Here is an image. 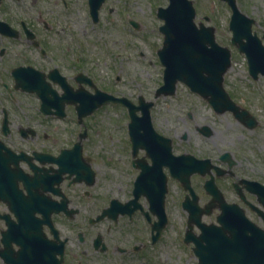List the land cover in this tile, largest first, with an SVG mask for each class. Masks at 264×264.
Here are the masks:
<instances>
[{"label": "flooded vegetation", "instance_id": "obj_1", "mask_svg": "<svg viewBox=\"0 0 264 264\" xmlns=\"http://www.w3.org/2000/svg\"><path fill=\"white\" fill-rule=\"evenodd\" d=\"M10 1L0 0V264H199L195 241L200 234L198 225L188 224L186 214L185 226L178 230L173 247H161L166 242L168 219L157 231L154 224L158 216L149 198L142 193L135 196L134 183L141 166H154L149 154L153 146L150 129L145 125L136 130L129 127L136 119L143 121L138 103L141 94L136 101L124 96L132 101V114L129 106L113 101L83 114V97L104 93L119 96L118 73L110 65L98 67L97 61L86 56L80 41L71 38L65 24L43 14L36 0H30L29 6ZM63 5L66 7L65 0ZM256 25L254 19L252 34L264 45V27L257 30ZM227 29L229 33L224 38L228 41L217 40L231 54L223 74L224 87L238 109L247 111L257 125L250 104L239 105L235 89L225 84V78L240 57L249 77L264 79V74L250 73L245 53L231 43L229 25ZM154 106L155 103L149 108L151 124L157 134L169 139L172 156L191 154L197 160H206L204 174L193 172L190 178L197 204L208 202L210 194L204 184L212 179L227 203L244 209L246 216L264 230V181L257 169H248L237 158L244 152L235 147L236 141L223 144L226 148L218 149L217 156H198L189 150L192 147H188L189 151L185 147L188 129L181 128L177 121L171 126L154 125ZM103 111L120 112L125 122L128 150L121 152L126 162L120 164L132 178L129 194H120V186H112L116 178L107 175L106 167L118 168L119 164L114 153H102L100 148ZM186 115L192 117L190 113ZM173 117L181 119L179 115ZM110 119L115 129L119 119ZM234 120L247 131L256 129ZM202 126L194 130L210 137L212 128L206 135ZM155 140L153 147L162 150L156 163H161L160 172L169 175L170 167L163 159L166 143ZM113 144L114 141L105 143V149ZM115 148L119 153L116 144ZM160 172L156 166L154 173ZM195 178L200 179L199 185H195ZM179 185V205L183 210L182 201L187 198L190 202L192 195ZM218 211L213 208L202 216V221L215 223Z\"/></svg>", "mask_w": 264, "mask_h": 264}, {"label": "rangeland", "instance_id": "obj_2", "mask_svg": "<svg viewBox=\"0 0 264 264\" xmlns=\"http://www.w3.org/2000/svg\"><path fill=\"white\" fill-rule=\"evenodd\" d=\"M36 1L43 14L52 17L56 23L65 24L66 30L71 32V38L80 41L86 48V56L97 61L100 65L98 67H113L114 73L119 75V96L123 95L136 101L137 95L141 94L146 99H153L154 90L162 83L163 69L156 53L163 37L158 30L162 20L157 17L156 12L158 7L166 6L168 0H104L96 22L92 21L89 14L88 0H65L66 7L63 0ZM17 2L22 6L30 4V0H13L14 5ZM193 4L196 9L195 20H201L204 15L210 16L209 23L216 28V39L225 41L224 37L229 33L227 26L230 16L226 3L221 0H193ZM237 5L243 13L256 19L257 30L264 27V0H237ZM18 12L23 10L18 8ZM131 19L138 23L137 28L130 24ZM227 41L228 39L225 42ZM225 84L232 90L235 89L234 95L239 105L245 107L247 103L250 104L251 112L258 120L256 129H243L229 112L216 114L204 99L190 92L181 82L176 84L173 95L154 99L152 114L157 115L154 117V125L159 123L161 126H171L172 122L177 121L183 126L181 128L188 129L189 138L185 147L187 150L192 147L193 149L189 150L198 156H217L218 149L223 150L226 148L223 144L234 139L237 144L235 147L244 152L238 153L237 158L249 167L248 169H257L264 181V79L254 80L249 77L240 57L234 68L226 73ZM187 113L192 114V117H188ZM173 115H179L181 119H175ZM111 116L119 119L115 129L112 128L114 123L110 119ZM120 116L121 113L115 111L101 113L103 126L99 136L103 145H99L102 147V153H114L113 158L118 159V168L117 165L106 167L107 175L116 178L112 186L115 189L120 186V194H129L132 178L120 164L121 161L126 162L121 152L128 150L125 122ZM199 125H209L212 135L204 137L197 133L194 127ZM112 141L115 142L119 153L114 150L115 144L105 149L104 144ZM194 146L198 149L195 150ZM194 183L199 185L200 179L195 178ZM167 185L165 210L168 222L165 226L166 242L162 243L161 247L172 248L178 230L182 225L185 226L186 213L179 205V199L182 197L179 182L168 177Z\"/></svg>", "mask_w": 264, "mask_h": 264}, {"label": "water", "instance_id": "obj_3", "mask_svg": "<svg viewBox=\"0 0 264 264\" xmlns=\"http://www.w3.org/2000/svg\"><path fill=\"white\" fill-rule=\"evenodd\" d=\"M103 1L88 0L89 13L93 22L98 20V10ZM224 1L231 7L229 21V28L232 31L231 42L240 52L245 53L250 73L264 74V45H261L258 37L251 32L254 19L240 12L236 0ZM195 15L193 0H168L165 7L157 9V16L163 20L158 27L163 34V41L161 47L157 49V54L164 65V70L163 82L157 88L155 97L160 94H173L176 83L180 81L210 103L216 112L232 110L239 120L248 127H253L254 117H248L245 110L239 111L223 87V74L230 65L229 49L215 41L214 27L205 25L203 22H199L197 26L194 21ZM204 19L208 20L209 17L205 16ZM132 23L137 27L136 22ZM79 98L81 97H77ZM109 100L119 101L129 106L131 114L135 110L132 102L125 97L115 98L104 93L102 96L83 97L81 112L88 114ZM139 103L143 121L140 123L136 119L133 125L132 122L130 123L129 127L136 130L137 126L145 125L151 132V145H156L155 139L166 143L163 159L167 160L165 162L170 167L171 176L178 179L192 194V200L189 202L185 198L182 206L188 212V223L197 224L201 230L199 236L195 238L199 264H264V230L250 221L236 204L226 203L212 179L206 181L204 185L206 191L212 195V199L204 208L198 206L197 197L190 185V175L193 172L204 174L202 168L206 160H197L190 155L172 156L169 140L157 135L152 128L149 116L152 101L144 102L143 98L139 97ZM203 129L206 130L207 127L204 126ZM153 146L149 154L154 166L150 168L141 166L142 170L134 183V193L136 198L141 193L149 198L151 209L159 219L154 226L157 231H160L166 223L164 194L167 191V179L164 173L160 172L161 163H156L162 150H157ZM187 159L191 160L187 161ZM156 166L160 174L154 173ZM261 189L264 195V185H261ZM215 205L221 210L216 217L220 225L201 222V214L209 213ZM189 232L190 230L187 229L186 238L190 237Z\"/></svg>", "mask_w": 264, "mask_h": 264}]
</instances>
